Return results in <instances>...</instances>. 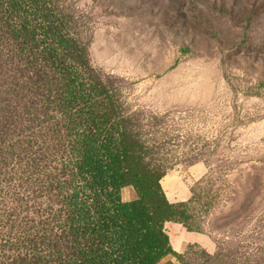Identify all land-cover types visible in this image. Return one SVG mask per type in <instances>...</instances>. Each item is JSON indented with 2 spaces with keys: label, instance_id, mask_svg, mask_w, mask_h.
<instances>
[{
  "label": "trees",
  "instance_id": "1",
  "mask_svg": "<svg viewBox=\"0 0 264 264\" xmlns=\"http://www.w3.org/2000/svg\"><path fill=\"white\" fill-rule=\"evenodd\" d=\"M159 145L140 138L54 0H0V264H161L179 258ZM133 188L136 199L124 201Z\"/></svg>",
  "mask_w": 264,
  "mask_h": 264
},
{
  "label": "rangeland",
  "instance_id": "2",
  "mask_svg": "<svg viewBox=\"0 0 264 264\" xmlns=\"http://www.w3.org/2000/svg\"><path fill=\"white\" fill-rule=\"evenodd\" d=\"M54 3L205 237L161 264H264V0Z\"/></svg>",
  "mask_w": 264,
  "mask_h": 264
},
{
  "label": "crops",
  "instance_id": "3",
  "mask_svg": "<svg viewBox=\"0 0 264 264\" xmlns=\"http://www.w3.org/2000/svg\"><path fill=\"white\" fill-rule=\"evenodd\" d=\"M173 184H174V182L172 181L171 187L169 189L173 188ZM168 230H171L172 233L169 232ZM166 231L170 236L172 248L175 251H177L178 253H180V252L177 250V247L175 246V245H177L176 244L177 241H179V244H182V243L183 244H196V245L204 246L205 237L199 233L188 232L183 227L182 224L168 222V223H166Z\"/></svg>",
  "mask_w": 264,
  "mask_h": 264
},
{
  "label": "bare ground",
  "instance_id": "4",
  "mask_svg": "<svg viewBox=\"0 0 264 264\" xmlns=\"http://www.w3.org/2000/svg\"><path fill=\"white\" fill-rule=\"evenodd\" d=\"M172 182V178L170 176H166L163 181L162 184L164 183L166 187H168V185H171Z\"/></svg>",
  "mask_w": 264,
  "mask_h": 264
}]
</instances>
